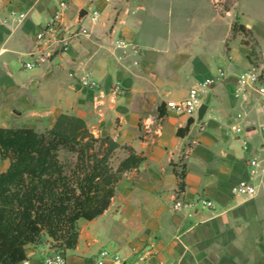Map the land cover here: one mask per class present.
I'll use <instances>...</instances> for the list:
<instances>
[{
    "label": "crops",
    "instance_id": "1",
    "mask_svg": "<svg viewBox=\"0 0 264 264\" xmlns=\"http://www.w3.org/2000/svg\"><path fill=\"white\" fill-rule=\"evenodd\" d=\"M132 6L122 4L117 14L102 0H70L66 26L81 9L98 10V22L84 17L88 36L26 70L23 63L35 50V35L48 22L55 1L0 4V127L10 114H27L50 127L57 115L66 113L82 118L93 135L110 136L143 157L117 183L100 216L77 221L73 249H52L44 236L26 246L23 264H42L55 250L63 253L66 264H95L101 251L117 255L122 260L118 264H264V146L259 131L264 109L255 95L245 102L235 97L236 75L250 66L246 49L229 46L220 62L181 50L158 51L140 36L139 7ZM117 39L125 41V50L116 47ZM218 70L227 76L208 91L201 121L165 108ZM83 72L98 88L79 85ZM115 83L122 87L119 96L109 91ZM189 119L188 130L178 135ZM237 125L244 126L240 134L233 130ZM247 127L255 132L245 134ZM3 165L2 171L8 160ZM240 181L250 182L256 193L234 195L232 188ZM199 200L212 207L172 210L177 201Z\"/></svg>",
    "mask_w": 264,
    "mask_h": 264
},
{
    "label": "trees",
    "instance_id": "2",
    "mask_svg": "<svg viewBox=\"0 0 264 264\" xmlns=\"http://www.w3.org/2000/svg\"><path fill=\"white\" fill-rule=\"evenodd\" d=\"M60 152L74 162L60 160ZM0 159L8 160L0 172V264H23L26 246L44 236L51 248L73 249L77 221L100 216L123 175L143 161L130 145L95 136L82 118L66 113L43 132L0 127ZM177 175L182 190L183 173Z\"/></svg>",
    "mask_w": 264,
    "mask_h": 264
},
{
    "label": "rangeland",
    "instance_id": "3",
    "mask_svg": "<svg viewBox=\"0 0 264 264\" xmlns=\"http://www.w3.org/2000/svg\"><path fill=\"white\" fill-rule=\"evenodd\" d=\"M103 3L117 10V14L122 4L139 7L135 14L140 23L139 34L158 51L181 50L192 57L204 55L220 62L229 46L241 47L246 49L250 64L264 66L261 53L264 51V0H113ZM46 123L34 122L27 114L23 117L10 114L4 127L43 132L49 128ZM59 158L69 164L74 162V156L65 152H60ZM3 168L0 159V172Z\"/></svg>",
    "mask_w": 264,
    "mask_h": 264
},
{
    "label": "built area",
    "instance_id": "4",
    "mask_svg": "<svg viewBox=\"0 0 264 264\" xmlns=\"http://www.w3.org/2000/svg\"><path fill=\"white\" fill-rule=\"evenodd\" d=\"M5 0H0V4ZM55 8L48 22L40 28L35 35V50L27 54L28 61L23 63V68L26 70L34 69L44 59H48L55 53L64 52L69 44L80 37L88 36V29L82 24L76 25L72 21L69 26L64 23L66 12L69 8L70 0H54ZM105 3H111L113 0H102ZM24 16L20 15L19 20ZM92 24H96L99 20L100 13L98 10L89 11L86 16ZM116 47L125 50L126 43L121 39L116 40ZM74 77L73 74L70 75ZM227 74L223 70H218L216 76L208 77L201 80L197 86L192 87L186 96L178 101H168L165 103V108L178 115L196 118L199 107L205 104L208 91L217 83L226 78ZM78 83L83 88L95 89L98 84L91 80L89 72H83L78 77ZM236 91L235 97L247 100L249 95H255L258 105L264 109V66L260 64H250L249 68L236 75ZM110 93L113 96H119L122 93V87L119 83H115L110 87ZM240 121L244 120V116L237 115ZM244 126L237 125L234 127V132L240 134L243 132ZM261 135V144L264 146V126L259 127ZM251 167L256 166V161L249 162ZM232 193L239 196H253L256 191L255 187L248 181H240L233 188ZM209 208L212 207L211 202L207 200H199L196 203H184L177 201L173 204L172 210L179 211L181 209H194L197 206ZM110 261L114 264L122 262V260L108 251H101L95 261V264H105ZM42 264H66L65 257L62 252L56 250L45 256ZM166 264H175L168 262Z\"/></svg>",
    "mask_w": 264,
    "mask_h": 264
},
{
    "label": "water",
    "instance_id": "5",
    "mask_svg": "<svg viewBox=\"0 0 264 264\" xmlns=\"http://www.w3.org/2000/svg\"><path fill=\"white\" fill-rule=\"evenodd\" d=\"M87 14H88V11L87 10H85V9L79 10V12L77 13V16H76V18L74 20V23L76 25L81 24L83 18L86 17ZM207 108H208V106L206 104H202L199 107L198 112H197V115H196V120L197 121H201L203 119V117H204V115H205V113L207 111ZM252 132H255V128L254 127H247L245 129V134H250Z\"/></svg>",
    "mask_w": 264,
    "mask_h": 264
}]
</instances>
